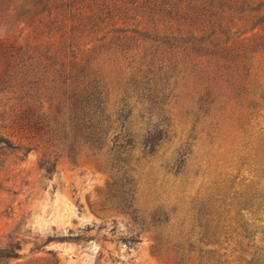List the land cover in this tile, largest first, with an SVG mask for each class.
Returning a JSON list of instances; mask_svg holds the SVG:
<instances>
[{
    "label": "rangeland",
    "instance_id": "374dc122",
    "mask_svg": "<svg viewBox=\"0 0 264 264\" xmlns=\"http://www.w3.org/2000/svg\"><path fill=\"white\" fill-rule=\"evenodd\" d=\"M108 40L86 45V84L63 87L49 60L0 82V126L34 105L39 140L0 150V244L22 240L6 264H264V54L247 73L183 43Z\"/></svg>",
    "mask_w": 264,
    "mask_h": 264
},
{
    "label": "trees",
    "instance_id": "16d2710c",
    "mask_svg": "<svg viewBox=\"0 0 264 264\" xmlns=\"http://www.w3.org/2000/svg\"><path fill=\"white\" fill-rule=\"evenodd\" d=\"M107 39L118 50L135 49L144 41L167 48L183 43L189 51L210 54L211 59L249 73L254 55L264 54V0H0V82L23 86L33 67L49 60L57 65L53 71L63 87L86 84V45ZM16 58L23 63L16 66ZM93 91L88 88L81 95L86 107L95 98ZM18 109L12 125L0 126V150L28 152L39 144L30 127L23 125V117L33 115L36 106ZM17 135L27 145L15 144L11 136ZM39 165L47 173L54 169L49 158ZM21 247V239L7 235L0 244V263L20 258ZM40 260L25 264H47Z\"/></svg>",
    "mask_w": 264,
    "mask_h": 264
}]
</instances>
